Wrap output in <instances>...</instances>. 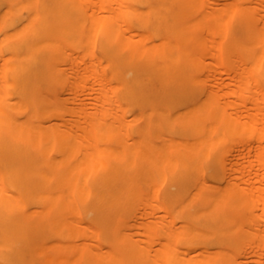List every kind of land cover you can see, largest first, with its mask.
I'll list each match as a JSON object with an SVG mask.
<instances>
[{"label": "bare ground", "instance_id": "obj_1", "mask_svg": "<svg viewBox=\"0 0 264 264\" xmlns=\"http://www.w3.org/2000/svg\"><path fill=\"white\" fill-rule=\"evenodd\" d=\"M0 264H264V0H0Z\"/></svg>", "mask_w": 264, "mask_h": 264}]
</instances>
